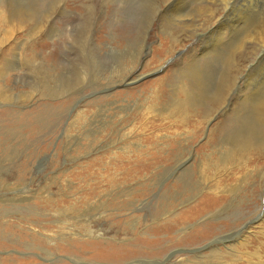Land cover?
I'll use <instances>...</instances> for the list:
<instances>
[{
    "label": "rangeland",
    "instance_id": "374dc122",
    "mask_svg": "<svg viewBox=\"0 0 264 264\" xmlns=\"http://www.w3.org/2000/svg\"><path fill=\"white\" fill-rule=\"evenodd\" d=\"M263 5L0 0V264H264Z\"/></svg>",
    "mask_w": 264,
    "mask_h": 264
},
{
    "label": "bare ground",
    "instance_id": "6f19581e",
    "mask_svg": "<svg viewBox=\"0 0 264 264\" xmlns=\"http://www.w3.org/2000/svg\"><path fill=\"white\" fill-rule=\"evenodd\" d=\"M221 1H223V2H227V0H221ZM235 0H233V2H234ZM251 1V0H250ZM231 3H232V0H231ZM245 3V2H244ZM258 4V3H257ZM264 6V5H263ZM247 15V14H246ZM249 15V14H248ZM258 16H260V15H258ZM249 17V16H248ZM261 17V16H260ZM259 18V17H258ZM187 19H188V21H191L192 20V18H188V16H187ZM256 20H258V19H256ZM260 21V20H259ZM244 23V22H243ZM249 24V23H248ZM248 24H245L246 26L248 25ZM252 24H254V26L253 27H249L250 28V33H249V31H248V35H246V36H251V38H253L254 40H256L255 42H258V46L260 47V53H259V56L254 60V63L255 64H251V65H249V68H251V70H250V73L248 74V76L245 78L246 79V82H247V84L249 85V87H250V89H251V91H252V94H251V96H252V100H249V98L250 97H248V100H247V102L248 103H252V102H255L254 103V105H255V107H256V111L258 112V114L256 113V120H259L260 122H262V123H264V19L262 20L261 19V21L260 22H258L256 25H255V22L254 23H252ZM252 24L250 23V25L252 26ZM241 25V24H240ZM222 26H224V25H222L221 23H220V25L218 24V28L215 30V31H213L210 35H212L214 32V34L216 35V37L215 36H213L212 38H214V40L215 39H219V38H223L224 36H222V34H221V29H222ZM245 26V27H246ZM242 27V26H241ZM239 29L240 28H238L237 30L239 31ZM241 30V29H240ZM237 32V31H236ZM240 32V31H239ZM244 32V31H243ZM242 32V33H243ZM246 32V31H245ZM244 32V33H245ZM213 34V35H214ZM241 34V33H240ZM246 34V33H245ZM235 35V34H234ZM242 35V34H241ZM244 35V34H243ZM246 36H244V38L246 37ZM217 37H219V38H217ZM232 37V36H231ZM238 37V36H237ZM236 37V38H237ZM248 37H246L245 38V40H247V38ZM225 39V38H224ZM232 39H233V37H232ZM231 39V40H232ZM238 39V38H237ZM237 39L235 40V41H237ZM213 40V39H212ZM242 40V39H241ZM249 40V39H248ZM215 42V41H214ZM219 42H221V41H219ZM242 42H244L243 40H242ZM254 42V41H253ZM238 43V42H237ZM223 44V43H222ZM234 45H235V42H234ZM241 45V44H240ZM214 47L216 46L215 44L213 45ZM221 46V45H220ZM236 46V45H235ZM242 46V45H241ZM212 47V46H211ZM218 47V46H217ZM239 47V46H238ZM237 47V48H238ZM261 56V57H260ZM260 57V59H258ZM206 82H208L207 81V78H206V76H204V75H202V74H200L199 75V78H197V79H193V86H194V88H195V92L194 93H192L191 95H190V98L192 99L194 96H196V95H198L202 90H203V88H204V86H205V84H206ZM205 90V89H204ZM199 97V96H198ZM201 100V99H200ZM176 103V107H175V109H181L184 105H182V103H179V102H175ZM259 142H262V141H259ZM246 147V146H245ZM248 148V147H247ZM246 151V153L247 154H249V152H250V148L249 149H247V150H245ZM263 155H264V152H263ZM232 156V154L229 156V157H231ZM191 238H193V236L191 237ZM215 238V237H214ZM213 243H217V244H219V242H214V241H212L211 243H209V244H207L206 246H208V245H210V244H213ZM148 246V245H147ZM205 246V247H206ZM197 250H201V249H197ZM173 253V252H172ZM170 257V256H169ZM162 259V258H161ZM175 259V258H174ZM185 259H189V256H181V257H178V255H177V261L178 262H182L183 260H185ZM183 263V262H182Z\"/></svg>",
    "mask_w": 264,
    "mask_h": 264
}]
</instances>
